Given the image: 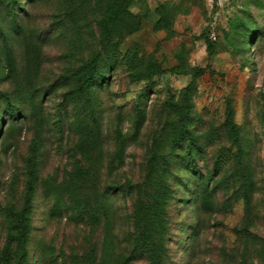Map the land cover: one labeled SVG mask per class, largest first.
<instances>
[{
	"label": "rangeland",
	"instance_id": "374dc122",
	"mask_svg": "<svg viewBox=\"0 0 264 264\" xmlns=\"http://www.w3.org/2000/svg\"><path fill=\"white\" fill-rule=\"evenodd\" d=\"M4 1L0 264L22 210L27 264H264V0Z\"/></svg>",
	"mask_w": 264,
	"mask_h": 264
},
{
	"label": "trees",
	"instance_id": "16d2710c",
	"mask_svg": "<svg viewBox=\"0 0 264 264\" xmlns=\"http://www.w3.org/2000/svg\"><path fill=\"white\" fill-rule=\"evenodd\" d=\"M4 1V0H3ZM15 0H5L3 3L5 4V8L7 10V14H12L13 16L15 15L13 11L14 7L12 5V2ZM117 12L114 11L113 15H116ZM96 78L93 74V72H89L87 76L85 77V83L89 85L91 82L95 81ZM228 122V128H229V133L232 134L234 130H236V126L234 123H232L231 120H227ZM186 136V141L188 142L186 150V156H188L190 159L186 162L187 167L189 169H192L195 173H199L198 166L193 162L194 160L192 159V156L194 155L193 151V145L198 143L195 142V138L192 134H190L189 130H185ZM183 136L181 135L180 138ZM200 141V140H199ZM225 161V160H224ZM220 164V163H219ZM221 167V166H219ZM219 167L217 165L213 166V168L216 169V171H219ZM202 175V174H201ZM210 176H208L207 181H205V184H201L202 182L197 183V180H192L195 182H192L195 188V198L197 201H200L202 199L203 202H206V204L211 205L213 203V195L216 194V190L214 187H211V185H208V180ZM203 176H201V180H203ZM183 185L186 187V184L183 182ZM241 186L240 189L247 191L246 197L244 198L247 203H249L248 200V193H249V185L247 182H242L241 181ZM232 188V186H229ZM234 187V186H233ZM219 188V187H218ZM239 190V188H237ZM231 191H236L235 188H232ZM215 193V194H214ZM60 197V196H59ZM56 198L54 207L55 210L61 209L63 206L60 204V199ZM88 203V204H87ZM97 205V210L98 213L103 212V205L102 202L98 203ZM29 209H31L30 201L27 200L25 204ZM90 206V201L89 199L83 198V196H77L74 198V200L69 204V206L66 208L67 210H72L74 211L77 208H88ZM75 214V211H74ZM11 220V228H10V242H9V258L7 260V264H27V259H28V244L30 241L31 237V232H32V226H31V218L29 216V211L27 210H22L19 213H15L10 216ZM14 244V245H12ZM152 240L146 241L145 244L142 246L144 247L142 249L143 253H146L148 255L147 257L149 258V261L152 262V264H161L162 263V258L165 255V251L163 248H156L152 247Z\"/></svg>",
	"mask_w": 264,
	"mask_h": 264
}]
</instances>
